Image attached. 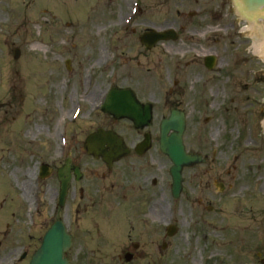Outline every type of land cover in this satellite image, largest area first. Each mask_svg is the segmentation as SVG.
Masks as SVG:
<instances>
[{"label":"rangeland","instance_id":"rangeland-1","mask_svg":"<svg viewBox=\"0 0 264 264\" xmlns=\"http://www.w3.org/2000/svg\"><path fill=\"white\" fill-rule=\"evenodd\" d=\"M135 1L0 0V222L25 221L29 233L27 215L19 222L14 208L26 202L22 187L33 192L37 162L61 157L58 124H70L77 103L83 113L70 129L67 152L87 165L89 177L104 170L81 153L89 132L112 127L128 142L136 138L127 122L97 108L111 86H129L156 106L151 133L161 116L182 109L185 145L206 158L185 170L178 213L167 202L179 227L166 238L168 247L161 250L150 237L149 255L133 264H263L264 61L254 53L252 34L239 29L237 11L221 0H142L126 26ZM149 28L180 35L143 55L139 35ZM198 50L216 55L212 71L198 65ZM86 245L84 264H117L109 255L116 240Z\"/></svg>","mask_w":264,"mask_h":264},{"label":"flooded vegetation","instance_id":"flooded-vegetation-1","mask_svg":"<svg viewBox=\"0 0 264 264\" xmlns=\"http://www.w3.org/2000/svg\"><path fill=\"white\" fill-rule=\"evenodd\" d=\"M140 141V138L131 140L130 154L106 169L102 177L95 178L92 186L88 185L85 174L81 179L72 178L61 208L57 206L58 177L53 167L46 187L55 216L43 221L41 226L48 229L56 219L62 218L66 231L72 234L76 243L68 255L78 258L82 241L88 237L119 241V258L126 254L134 258L149 255L144 243L152 235L151 219L158 222L164 218L161 178L166 174L167 161L160 150L159 153L156 148L153 150L155 145L145 153H137L135 147ZM98 184L103 185V189L96 192L95 199L92 189ZM153 229L154 234L161 231L160 227ZM21 232L22 229L12 228L10 223L0 222V264L13 261V255L22 243Z\"/></svg>","mask_w":264,"mask_h":264},{"label":"water","instance_id":"water-1","mask_svg":"<svg viewBox=\"0 0 264 264\" xmlns=\"http://www.w3.org/2000/svg\"><path fill=\"white\" fill-rule=\"evenodd\" d=\"M249 13L259 12V8L264 6V0H238ZM144 39L148 44H154L162 38L175 37L174 31L165 33H151ZM149 45V46H151ZM104 111L113 114L116 117L130 116L139 126L148 123L151 120V110L142 109L135 97L127 90H113L108 98ZM145 123H141L143 121ZM185 129V119L183 114L173 112L169 119L162 122V149L171 157L174 162L172 174L174 176V189L179 192L182 181V168L184 165L197 161L198 157L186 152L183 144V132ZM170 130H174L168 135ZM87 147L90 153L96 156H103L106 161H111L122 149V142L112 132H99L92 134L87 141ZM62 175V174H61ZM62 182L64 181L61 178ZM60 224L54 225L45 237L42 248L34 256L31 264H69L68 260L63 258V252L70 246L68 236H62Z\"/></svg>","mask_w":264,"mask_h":264},{"label":"bare ground","instance_id":"bare-ground-1","mask_svg":"<svg viewBox=\"0 0 264 264\" xmlns=\"http://www.w3.org/2000/svg\"><path fill=\"white\" fill-rule=\"evenodd\" d=\"M251 30H253V32H255V33H258V30H259V29H256L255 26H251ZM255 46H256V48L258 49V52H259V53H263V54H264V46H263V45H259V48H258V44L255 43ZM36 128H37V127H36Z\"/></svg>","mask_w":264,"mask_h":264},{"label":"clouds","instance_id":"clouds-1","mask_svg":"<svg viewBox=\"0 0 264 264\" xmlns=\"http://www.w3.org/2000/svg\"><path fill=\"white\" fill-rule=\"evenodd\" d=\"M251 43H250V45H249V47L251 48ZM258 59H261L262 61H264V57H257Z\"/></svg>","mask_w":264,"mask_h":264}]
</instances>
